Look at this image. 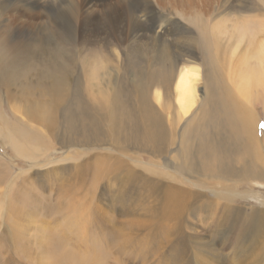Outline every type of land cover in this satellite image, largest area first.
<instances>
[{
	"label": "rangeland",
	"instance_id": "374dc122",
	"mask_svg": "<svg viewBox=\"0 0 264 264\" xmlns=\"http://www.w3.org/2000/svg\"><path fill=\"white\" fill-rule=\"evenodd\" d=\"M159 1L160 12L156 14L149 9L148 0H116L138 10V17L149 29L158 19L168 22L163 25L177 41L185 37L189 48L198 50L202 74L207 68L206 53L215 47L219 50L218 44L224 55L222 46L230 41L220 39V44L211 42L209 48L205 38H210L213 29L248 23L257 31L253 36L264 40V0H208L205 7L200 5L204 10L194 8L199 21H192L186 13L179 17L180 13L167 0ZM121 17L122 23L115 21L116 29L126 34L129 18L125 14ZM105 25L99 29H106ZM167 33L166 40H172ZM242 40H232V46L237 47L235 59H241L251 49L249 39ZM256 41L253 38L252 43ZM154 43L143 40V47L128 48L127 55L121 58L125 67L119 72L113 69V53L103 43L94 50H76L79 62L88 55L93 64L84 75L75 71L80 73L81 87L70 89L68 98L85 105L93 115L97 137L89 145L63 144L66 133L62 120L57 134L64 137L60 143L44 127L16 113L13 101L0 94V105L10 121L21 117L26 131L48 134L46 156L21 155L0 135V264H264V181H221L204 176L199 170L188 172L181 164L182 129L191 128L200 120L180 117L170 105L173 102L165 100L168 104L164 103L159 112L168 140L159 152L143 143L146 138L139 133L136 137L133 118L124 110V130L118 135L121 139L112 133L110 117L116 90L124 92L127 107L137 115L141 108L139 94L133 91V97L129 95L139 83L149 93L146 102L157 110L154 95L160 88L152 74L175 62L180 50L173 48L168 55L170 60L162 61L158 52L161 47ZM127 46H131L130 42ZM228 49L226 68L231 55ZM204 89L201 80L199 98L205 94ZM256 112L259 135L264 140V107L256 106ZM213 131L217 132L216 138L223 137ZM198 144L195 138L191 148L196 150Z\"/></svg>",
	"mask_w": 264,
	"mask_h": 264
},
{
	"label": "bare ground",
	"instance_id": "6f19581e",
	"mask_svg": "<svg viewBox=\"0 0 264 264\" xmlns=\"http://www.w3.org/2000/svg\"><path fill=\"white\" fill-rule=\"evenodd\" d=\"M148 1L149 9L157 14L160 1ZM167 1L180 13L179 17L186 13L192 21H199L194 8L204 10L205 5H208L206 4L208 0ZM120 9L123 10L119 11ZM142 9L149 17L147 11ZM135 10L127 3L120 4L116 0H0V94L13 101V109L16 113L19 112L20 116L26 117L25 120L28 119L44 127L45 131L57 138L60 143L65 137L66 141L63 144L89 145L97 137L95 134L97 125L93 124V115L85 105L77 101H68V98L70 89L81 87L78 73L84 75L93 64L89 61L88 55L79 62L80 59L75 56L76 50L77 52L80 48L81 51L94 50L103 43L102 46L105 45L106 50L113 53L116 61L113 69L119 72L125 67L121 58L125 56L126 50L128 48L134 50L139 45L143 47L141 44L143 40L155 42L156 45L159 43L161 48L158 52L162 57L159 59L162 61L170 60L169 52L176 47L180 50V55H176V61H170L169 66L155 70L152 74L155 85L160 88L158 91L155 89V95L153 92L155 96L153 101L157 103V110L156 108L154 110V107L150 108L151 106L148 105L150 103L145 99L148 91L145 92L144 86L139 83L133 84L130 95L129 92L127 93L130 97L134 95L133 91L139 94L141 108L139 112L136 111L137 115L127 107L124 92L112 91L114 93V110L110 117L114 126L112 133L117 139H121L118 135L124 130L122 124L124 110L133 118V133L136 137L138 138L139 133L146 138L143 143L153 146L155 152H159L167 139L159 110L164 103L168 104L165 100H170L173 102L170 104L173 106V111L180 117L194 116L193 120L201 121L191 128L184 126L186 129H182L184 151L180 152L182 153L180 158L184 162L181 163L184 170L193 171V174L194 171L199 170L204 176H213L226 182L233 179L264 181V148H261L264 147V140H261L259 135V114L256 112V106L264 107V40L259 41V38L253 36L257 31L248 23H238L230 29L225 26L213 29L210 38H205V43H208L210 48L211 42L215 44L220 39L221 41L229 39L228 44L222 46L225 53L229 47L231 54L229 66L226 68L225 53L222 55L217 44L219 50L215 47L213 52L210 50L206 53L207 68L203 62L205 72L202 74V62L199 61L198 50L189 48L185 37L177 41L176 37L174 38L165 28L168 22H161L158 18V22L151 23L149 29L138 17L139 11ZM122 14L129 18V29L126 34L119 33L115 25L116 20L120 23L124 20ZM102 25L107 28L100 30ZM70 27H73V31ZM167 32L171 34L170 41L165 38ZM234 38L249 39L251 44L249 53L241 59H235L237 47L232 46L235 43L232 42ZM253 38L257 40L255 43H252ZM129 42L131 46H127ZM91 45L94 47L90 49ZM202 70L204 71L203 68ZM75 71L79 72L76 74ZM135 73L137 74L136 71ZM72 74L77 77L73 78ZM86 80L89 79L85 78ZM201 80L205 94L199 98L197 88ZM0 106V135H4L21 155H37V153L45 155L48 134L34 133L28 128L32 132L26 131L21 117L17 116L18 121H10L2 110V105ZM61 120V126L66 133L63 138L57 136ZM207 130L211 132L207 133ZM212 130L219 131L223 137L216 138L217 132ZM195 138L198 139L199 144L196 146L197 149L193 150L191 145ZM179 149L181 150V146ZM167 168L171 167L167 166ZM262 214L264 215V212Z\"/></svg>",
	"mask_w": 264,
	"mask_h": 264
},
{
	"label": "clouds",
	"instance_id": "9594fccd",
	"mask_svg": "<svg viewBox=\"0 0 264 264\" xmlns=\"http://www.w3.org/2000/svg\"><path fill=\"white\" fill-rule=\"evenodd\" d=\"M5 47H6V45H5Z\"/></svg>",
	"mask_w": 264,
	"mask_h": 264
}]
</instances>
